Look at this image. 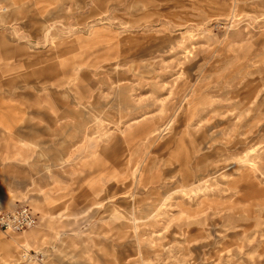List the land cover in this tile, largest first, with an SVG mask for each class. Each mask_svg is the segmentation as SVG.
Segmentation results:
<instances>
[{"label": "rangeland", "instance_id": "rangeland-1", "mask_svg": "<svg viewBox=\"0 0 264 264\" xmlns=\"http://www.w3.org/2000/svg\"><path fill=\"white\" fill-rule=\"evenodd\" d=\"M18 205L0 264H264V0H0Z\"/></svg>", "mask_w": 264, "mask_h": 264}, {"label": "built area", "instance_id": "built-area-1", "mask_svg": "<svg viewBox=\"0 0 264 264\" xmlns=\"http://www.w3.org/2000/svg\"><path fill=\"white\" fill-rule=\"evenodd\" d=\"M36 221V216L26 205L8 210L0 206V230L4 232H23L35 226Z\"/></svg>", "mask_w": 264, "mask_h": 264}, {"label": "crops", "instance_id": "crops-1", "mask_svg": "<svg viewBox=\"0 0 264 264\" xmlns=\"http://www.w3.org/2000/svg\"><path fill=\"white\" fill-rule=\"evenodd\" d=\"M14 165V164H13ZM8 166H12V164H9ZM16 166V165H15ZM20 205H18L17 207H19ZM22 206V205H21ZM17 207H15V208H17ZM12 209H14V208H12ZM31 209V208H30ZM32 211V210H31ZM33 212V211H32ZM34 213V212H33ZM34 215H35V213H34ZM36 216V215H35Z\"/></svg>", "mask_w": 264, "mask_h": 264}]
</instances>
